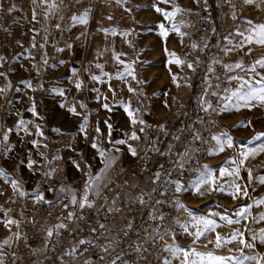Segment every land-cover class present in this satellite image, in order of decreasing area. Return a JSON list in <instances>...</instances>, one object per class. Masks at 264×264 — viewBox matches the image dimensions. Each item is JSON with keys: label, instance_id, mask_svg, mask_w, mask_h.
Masks as SVG:
<instances>
[{"label": "rangeland", "instance_id": "1", "mask_svg": "<svg viewBox=\"0 0 264 264\" xmlns=\"http://www.w3.org/2000/svg\"><path fill=\"white\" fill-rule=\"evenodd\" d=\"M133 1V14L136 19L133 27L107 26L87 30L85 23H80L76 27L73 39L64 42L61 38L53 35L51 23L59 0H0V6H2L0 7V57L3 58L0 60V73L6 74L0 76V89H4L3 92H0V147L7 142L3 140V133L9 129L8 125L13 126L12 131L9 132V139L17 135L22 137L25 134L39 141L40 145L38 146L40 147L47 144L45 152L48 154L49 160L47 171L68 168L70 177L77 185V190L67 196L72 198L75 195L77 202H80L84 197V183L87 179L84 173L91 171L93 176L100 173L99 179L95 181L88 194V199L93 203L104 198L108 186L114 180L122 177L123 181L120 183L122 184L131 173L130 168L135 156L128 152L127 144L114 143L118 140H126L133 145L135 141L131 139V132L135 131L136 123H132V117H129L125 111L124 105H129L137 121L148 118L146 109L149 107L157 112L159 124L163 123L166 118L173 119L177 116L178 121L168 127L170 140L167 142L171 147L168 145L165 149L163 148L162 159L153 171L146 175L152 186L151 190L145 193V200L147 199L145 206L149 202L152 203L157 195L156 200L161 201V203L156 201L154 210L166 203L161 198L165 194V189L160 192L159 189L167 177L168 170L173 164L178 166L180 158L187 152L185 150L183 154V149L185 146L190 147V133L193 128L189 130L188 125L194 98H200L201 108V94L204 91L219 90L221 82H216V78L209 71L210 68L213 69V59L210 56L206 81H199L203 62L195 75L196 84L194 76L191 78L190 88L184 98H177L178 81L174 83L172 75L175 74L178 80L183 72V64H175L174 58H170L165 52V47H167L169 51H175L182 59L180 51L183 47V40L189 32L191 13L195 8L205 6V0H170L169 4L161 3L160 0ZM153 3H157L161 8L167 10H171L173 4H179L182 8L189 9L190 11L177 13L174 17V22L186 35L181 37L175 32L172 29V21L165 20L162 13L156 12L152 7ZM233 4L237 8L238 16H249V18L243 19L250 25L249 35H254L251 29L264 23V0H252L251 3H245L243 6L240 4V0H233ZM10 7H13L11 12L8 11ZM248 11L249 13H247ZM33 13H35V19H33ZM160 22H163L169 29L167 37H161L159 34L158 25ZM207 27H209V23ZM105 28L109 31H102ZM112 29H115V35ZM214 32L215 29L211 28L206 33L205 39L199 42L200 51L204 52L207 49ZM121 33L126 34L122 35ZM3 34L6 36L3 37ZM123 38L134 46V53L128 54L124 51L121 44ZM36 46H40L41 49L37 51ZM249 49H251L250 52ZM246 50L249 66L264 56V45L256 43L255 39L247 43ZM116 54H120L119 60L116 59ZM120 60L125 61V64H121ZM97 64L101 67L97 68ZM127 64L131 65L132 73L125 72L123 79L118 78L116 73L124 72ZM73 68L77 69L75 74L72 72ZM86 68L89 71H85ZM31 70H34L33 74H30ZM251 70L255 71V74L247 76L234 88H239L240 92L245 95L252 89L264 88V66L256 65L255 69ZM104 73L111 74V79ZM92 75L100 76V80L91 79ZM77 78L83 81L79 90L75 87ZM28 82H31V87H28ZM194 85L195 87H193ZM129 87L140 96L143 101L142 107L130 104L129 93L132 91H129ZM124 88L127 91L122 94ZM53 89H63L64 95L62 96L59 91H53ZM188 96L189 99L186 100ZM105 97H107L106 100ZM81 101L87 105L86 108L80 107ZM33 102L39 113L38 116L31 111ZM104 103L109 105L108 109L102 107ZM247 103H251L253 106H245ZM71 105L76 106L79 114L69 111ZM173 110L176 112L174 115L171 114ZM84 116H87L88 119L85 131L81 132V125L85 124ZM223 119L227 124V130L224 133L232 137V146L225 145L223 151H218L217 143L205 165L207 168L204 167L201 174L211 169L218 178L217 186L226 182L225 190H209L205 191L204 195H200L196 191L195 185L201 174L185 184L179 179H168V184L176 180L181 183L182 190L180 192H176L174 189L173 206L183 210L185 221L171 235L167 236L165 245L170 247H165L161 264H165V260L169 264H181L184 259L182 253L173 256L171 246L185 249L195 247L198 251H212L216 255L228 257L229 264H236V261L231 260L233 256L238 260H244L246 256L264 255V242L259 239L261 230H264V220L260 218L261 213H264V204L254 203V201L264 198V182L260 179V177H264V151H260L261 145H264V135H260V133H264V103L256 99L246 101L238 96H232ZM20 120H24L26 125L18 124ZM105 121L112 126L111 142L108 138L109 129ZM37 124L43 131V136L36 134ZM25 126L28 131L24 130ZM97 126L100 128L99 133L96 132ZM57 128L60 129L59 132L54 131ZM222 138L226 139V137ZM62 140L68 141L69 144L61 143ZM93 140L96 141L98 147L107 150L106 156L116 157L111 166L106 167L105 158L99 155L97 148L92 147ZM175 148L177 150L181 148V150L177 153ZM251 150H255L254 154ZM241 152H250V155L245 158L241 156ZM192 153L193 150H191ZM3 155L0 150V168H3ZM53 157H58V159H53ZM241 159L244 160L243 164H240ZM58 160L63 161L62 166L55 165ZM73 160L80 164V169L74 166ZM221 167L229 170L235 167L240 168L237 182L242 188H246L247 196L237 193L235 198L233 197L231 182L234 177L227 174L220 177ZM249 169H251V178H249ZM157 171L160 172V178L154 180ZM69 178L65 179L66 183ZM5 181L6 178L0 176V184ZM205 187L207 186H202L201 191H204ZM19 199L13 200L6 194H0V262L2 264H9L10 245L16 239L11 231L15 225L6 227L3 221L9 217L20 220V211L9 210L10 204L21 205ZM244 205H251V208L245 211L247 219L240 218L239 224H228L226 221L220 220V215L225 214L236 219L237 213ZM190 212L196 216H209L219 225L215 231L206 232L194 244L196 226L191 223ZM7 213H9L8 216ZM185 224L188 226V232L184 231L183 225ZM233 229L243 232L245 240L254 244V247L249 248L240 244L239 238H237V240L223 244L220 248H215V233L220 232L222 236H229ZM253 234L257 239H252ZM54 235V231L53 235H47L48 241L53 239ZM6 238L9 242L4 244L3 241ZM209 241H213V243H208ZM113 254L105 263H110L114 258ZM189 258L191 259V257ZM244 264H255V262L244 260Z\"/></svg>", "mask_w": 264, "mask_h": 264}, {"label": "built area", "instance_id": "2", "mask_svg": "<svg viewBox=\"0 0 264 264\" xmlns=\"http://www.w3.org/2000/svg\"><path fill=\"white\" fill-rule=\"evenodd\" d=\"M240 4L243 6L244 0H240ZM133 6V0H119V2L118 0H59L51 20L53 35L61 38L64 42L72 40L76 27L81 22L79 20L73 21L71 18L74 14L77 17H82L86 10L88 13L85 23L87 30L107 26L133 27L136 21ZM109 16L112 19H109ZM243 18H249V16H238L233 0H215V4L212 3V0H205V6H199L191 13L189 32L183 40L180 55L186 62H191L193 68H188L187 63L183 64V72L177 80V98H184L190 88L191 78L197 75L211 43L214 44L211 51L213 69L210 73L216 78V82H221V87L219 90L204 91L201 94L202 105L198 119L190 133V147L185 146L183 149L187 152L193 150V153L190 159L183 164V167L173 166L171 168L168 179H179L185 184L190 179L200 176L217 144L213 136L222 134L227 130L223 116L231 99L225 105V97H232V90L241 82L237 79L229 80L228 77L243 76L246 78L255 74V71L249 68L247 43L244 42L249 35L250 25ZM208 23L209 27H207ZM57 24L60 27H56ZM211 28H214L215 32L209 46L204 52L200 51L199 42L205 39L206 33ZM218 33V37L214 40ZM2 36L5 37L6 35L3 34ZM193 43L197 45L196 48L192 47ZM121 44L126 53H134V46L125 38L121 39ZM226 48L231 49V51L226 53ZM40 49V46H36L37 51ZM237 61H243L244 67L226 69L223 66ZM33 73L34 70H31L30 74ZM195 81L196 76L194 83ZM126 91L127 89L124 88L122 94H125ZM202 100L208 101L211 108L205 110L207 105L202 103ZM129 102L136 107L143 105L140 96L133 91L129 93ZM175 113L174 110L171 112L172 115ZM146 116L148 118L144 120V124H140L139 121L135 124V131L139 139L134 141L133 146L137 149L138 154L130 168L131 173L140 176L149 175L158 165L163 157V148L165 149L169 145L167 142L169 141L168 127L173 126L178 121L177 116L173 119L166 118L161 123L164 128H160L159 125L161 124L157 122V112L153 108L146 109ZM8 128L13 129V126L8 125ZM141 128L144 129L143 132L140 131ZM197 135L200 139L195 138ZM61 143L69 144L65 140H62ZM55 165L62 166L63 161L58 160ZM131 173L125 180H128ZM122 179L119 177L108 186L106 193L110 200H115L120 196ZM168 179L161 188V190L165 189V194L161 196L166 202L165 205L158 206L153 210L157 201L155 200L150 212L144 216L141 214L145 203L128 210L122 216V222L127 226L126 232L120 236L112 249L111 235L114 231L111 224L114 219L107 202L97 209L88 205L81 208L80 203L72 204L68 196H62L50 202L35 200L29 194L20 195L19 189L14 190L6 179L4 183L0 184V192L10 198L23 196L21 208L25 210L26 214V221L23 225H15L11 228L13 233L19 232L20 235L16 236L15 241L10 245L8 263L84 264V261L87 260L89 263L104 264L118 250V254L109 264H112L113 261L115 264H161L167 236L171 235L185 221L183 210L173 206L175 185L172 182L168 184ZM52 184L53 179L51 178L45 183L46 187H50ZM19 207L17 204H10L9 210L17 211ZM69 213H72L71 218H69ZM161 214L163 219L160 218ZM8 215L9 213H7ZM153 216L156 218L153 219ZM48 224L55 234L51 241H48L45 231ZM60 224L66 225V227L57 228L56 226ZM129 224L131 227L128 226ZM129 236L130 239L122 245L124 237ZM80 240H84L85 243L79 244ZM137 245L140 246L139 249ZM73 247L76 248V254L68 255L67 253ZM110 250L111 252L104 257L105 252ZM101 259L102 261H100Z\"/></svg>", "mask_w": 264, "mask_h": 264}, {"label": "snow or ice", "instance_id": "3", "mask_svg": "<svg viewBox=\"0 0 264 264\" xmlns=\"http://www.w3.org/2000/svg\"><path fill=\"white\" fill-rule=\"evenodd\" d=\"M119 2V0H118ZM161 3L164 4H169L170 0H160ZM252 0H245V3H251ZM2 7V6H0ZM14 7V6H13ZM13 7H10L8 9L9 12H11L13 10ZM152 7L155 9L156 12L158 13H162L163 17L165 18V20L168 21H172V29L177 32L181 37H183L184 35H186L185 33L180 31V27L174 22V17L176 16L177 13H181L184 11H190L189 9H184L182 8L179 4H173L171 7V10H167L165 8H161L157 3H153ZM129 11H131L130 9H128ZM87 10L85 11L84 15L82 17H77L75 14L72 16V20L73 21H77L79 20L81 23H86L87 22ZM109 19H112L111 16L108 17ZM33 19H35V13H33ZM249 23H251L249 21ZM56 27H60L59 24L56 25ZM159 34L161 35V37H167L168 35V31L169 29L165 26V24L163 22H160L159 25ZM102 31L104 32H108L109 29L105 28L102 29ZM113 34L115 35V29H112ZM251 32L254 34H250L247 36V38L245 39V43H249L251 42L253 39H255L256 43L258 44H262L264 45V23L258 24L255 27H253L251 29ZM122 35L126 34V33H121ZM243 35V34H241ZM182 42V41H181ZM242 46V45H241ZM193 48H196L197 45L195 43L192 44ZM228 51H231V49L226 48L225 52L227 53ZM251 51V49H249V52ZM165 52L167 53V55L170 58H174V62L177 65H182L187 63V67L188 68H193V65L191 62H186L185 60H182L175 51H169L167 49V47H165ZM119 55L120 54H116V59L119 60ZM3 58L0 57V60H2ZM121 64H125V61L120 60L119 61ZM61 63H63V61H61ZM256 65H261L264 66V56L260 57L259 59L255 60L252 65L249 66L250 70L251 69H255ZM224 68L226 69H232V68H243L244 64L243 61H237L234 64H224L223 65ZM97 68H100L101 65L97 64L96 65ZM85 71H89L87 68L85 69ZM209 71H212V69L210 68ZM72 72L75 74L77 72V69L73 68ZM128 72L129 74L132 73V68L130 64H127L124 72H118L116 73L118 78L123 79L124 73ZM6 75L5 73H0V76ZM104 75H107L109 77V79H111V74L108 73H104ZM91 79L93 80H100V76L97 75H92ZM229 80L231 79H237L240 80L241 82L244 81V77L243 76H238V77H228ZM172 80L175 83L177 81V77L175 74L172 75ZM83 81L80 80L79 78H77L75 80V87L77 90L81 89ZM10 86V85H9ZM31 82H28V87H31ZM42 87V85H41ZM109 87L111 88V85L109 84ZM4 89H0V92H3ZM53 91H59L60 94L63 96L64 95V90L63 89H53ZM129 91H135L134 89H132L131 87H129ZM232 96H238L240 99L242 100H246V101H250L252 99H256L259 100L261 103H264V88H261L259 90L257 89H252L250 91V93H248L247 95L243 94L240 92V89H233L232 90ZM232 97L231 96H226L225 97V105H227V101L230 100ZM97 99H99V97H97ZM107 99V97H105V100ZM202 103L207 105V108L205 110H208L211 108V104L206 101V100H202ZM245 106L247 107H252L253 105L251 103H247ZM80 107L81 108H86L87 105L84 104L82 101L80 102ZM102 107H104L105 109L109 108V105L107 103H104L102 105ZM125 107V111L128 113L129 117H132V123L135 124L137 122V118L133 116V111L130 109L128 104L124 105ZM31 111L33 112L34 115H39V113L36 111V106L35 103L33 102ZM69 111L74 113V114H79L77 113V108L75 105H71L69 107ZM88 117L84 116V121L85 124L81 125L80 131L84 132L85 131V127H86V121H87ZM105 123L107 124V121H105ZM140 124H144L145 121L143 119L139 120ZM18 124L20 125H26V122L24 120H20L18 121ZM107 127L109 129V141L111 142V124H107ZM160 128H164V125H159ZM25 131H28L27 127L25 126ZM12 129L9 128L6 131H4L3 133V140L4 141H8L9 139V132H11ZM54 131L59 132L60 129H54ZM141 132L144 131L143 128L140 129ZM96 132H100V128L97 126L96 128ZM36 134L43 136L44 133L43 131L40 129V126L37 124L36 125ZM85 135H87V133H85ZM260 135H264V133H260ZM222 137H226V139L222 138ZM196 139H200L199 135H197L195 137ZM131 139L133 140H138L139 136L137 135L136 131H132L131 132ZM178 139V137H177ZM213 139H215L218 143V151H223L225 145L227 146H232V137L230 135H227L226 133H222L219 135H214ZM31 143L33 145H38L40 142L33 139L31 141ZM114 143L116 144H127V150L128 152L132 155V156H136L137 153V149L131 144L128 143L126 140H118L115 141ZM11 145L8 146V148H10ZM45 148L48 147L47 144L44 145ZM92 147L93 148H97L98 153L101 157L105 158L106 160V167L111 166L114 162L116 157L115 156H106V149L104 148H100L98 147L97 143L95 140H93L92 142ZM169 147H171L169 145ZM8 149L6 148L5 151H7ZM116 151L118 152L119 149L117 148ZM252 154H254L255 150H251ZM260 151H264V145H261L260 147ZM41 157H45V153L44 152H39L38 153ZM250 155V152H241V156L242 157H247ZM46 159V157H45ZM53 159H58V157H53ZM23 163V161H22ZM37 162L31 158H29L27 160V165L29 168H32ZM72 163L74 164V166L77 169H80V164L73 160ZM233 163H235V161H233ZM244 160L241 159L240 160V164H243ZM89 169L91 168V166H88ZM180 167H183V165L181 164ZM207 168V166H205ZM55 171V169H52L49 172H46L44 175L50 176L52 175V173ZM103 171V169L101 170V172ZM249 171V178H251V169L248 170ZM225 174L234 177V179L231 182V188L233 189L232 195L235 198V195L237 193H242L243 195L247 196V190L246 188H242L240 183L237 182V179L239 178V174H240V168L239 167H235L231 170L226 169L221 167L220 168V177H224ZM10 174L7 173L3 168H0V176H9ZM85 176H87V179L85 180L84 183V197L83 199L80 201V207L83 208L85 207V205L91 206L92 201H90L88 199V194H89V190L94 186L95 181L99 179L100 177V173H96L95 176H93V174L91 173V171L85 172L84 173ZM160 178V172L157 171L154 175V180H158ZM217 177L213 174L211 169H208L207 171L203 172L201 174V177L199 179V181L197 182V184L195 185L196 191L200 194V195H204L205 191H209V190H216V191H223L225 190V183L226 182H222L217 186ZM261 181L264 182V177H260ZM172 183H174L175 185V191L176 192H180L182 190V186L179 180L173 181ZM11 186L14 190L19 189V194L20 195H26V193L23 191V189L20 188L19 182L16 179H12L11 180ZM202 186H207L204 188V191H201ZM63 191V188L61 189ZM153 191H155V189H153ZM0 194H3L2 192H0ZM35 199L39 200L42 199V194L35 197ZM139 202L141 204L145 203L144 199H143V194H141L138 198ZM72 203L75 204L77 203V197L75 195H73L72 197ZM157 203H161V201H157ZM254 203L256 204H264V198H260L256 201H254ZM178 206H182V205H178ZM65 207H67V205H65ZM251 205H244L240 208L239 212L237 213V218L233 219V217L229 216V215H220V220L222 221H226L228 224H239L240 223V218L243 219H247V216L245 215V211L246 209H250ZM112 209H109V211H111ZM189 215L191 216V223L193 225L196 226V230L194 233V240H193V244L196 243L197 241H199V239L205 235L206 232L209 231H215V229L219 226L218 222L214 219H212L209 216H204V215H200V216H196L194 214H192L191 212L189 213ZM72 213H69V218H71ZM156 217L153 216V219H155ZM161 219H163V215L161 214L160 216ZM260 218L262 220H264V213H261ZM4 225L6 227H10L11 225H19V221L15 220L11 217L5 219L3 221ZM129 227H131V224L128 225ZM57 228L60 227H66V225L60 224L56 226ZM101 227H104L103 225H101ZM184 231L188 232V226L187 224L183 225ZM93 231H95V229H92ZM15 236H19L20 233L16 232L14 233ZM47 235L51 236L53 235V229L49 228L47 230ZM237 238H239V243L242 245H246L247 247L251 248L254 247V244L248 242L247 240H245L244 238V233L239 231L238 229H233L231 235L229 236H222V234L220 232H216L215 233V237H214V246L215 248H220L223 244L237 240ZM252 239L255 240L257 239L256 235L253 234ZM259 239L264 242V230H261ZM9 242V240L6 238L3 243L7 244ZM79 244H84L85 241L84 240H80L78 242ZM208 243H213V241H209ZM103 247V246H101ZM139 245H137V248L139 249ZM166 248L170 247L169 245H165ZM172 247V255L173 256H177L178 254L182 253L184 259L181 261V264H229V258L223 255H216L214 254V252L212 251H198L195 247H192L190 249H185V248H181L179 246H171ZM206 247V245H205ZM68 255H75L76 254V248L73 247L72 250L67 253ZM191 257V259L189 258ZM231 260L236 261V264H244V260H251L254 261L255 264H264V255H253V256H246L244 257V260H238L235 256L231 257ZM0 264H2V262H0ZM84 264H89V261L85 260ZM112 264H115V261L112 262ZM165 264H169V262L167 260H165Z\"/></svg>", "mask_w": 264, "mask_h": 264}, {"label": "crops", "instance_id": "4", "mask_svg": "<svg viewBox=\"0 0 264 264\" xmlns=\"http://www.w3.org/2000/svg\"><path fill=\"white\" fill-rule=\"evenodd\" d=\"M33 139L35 138H32L29 135L26 136L24 134L22 135V137L17 135L11 137L5 144L0 147V150L4 154L2 158L3 169L10 174L6 178L7 181L11 184V180L16 179L19 182L20 188L23 189L26 195L29 194L33 199H35V197L42 194V199L39 200L45 202H50L59 197L67 196L68 194L71 195L72 193L76 192L77 185H75L72 177H70L68 168H59L58 170L55 169L52 175L47 177L44 175L46 172L51 171H47V163L49 161L48 154H45V159V157H41L38 153H45L47 150L44 146H38L40 144L33 145L31 143ZM9 145H11L10 148H8ZM6 148L8 149L7 151H5ZM190 157L191 152H186L180 158L178 166L180 167L181 164H185L190 159ZM29 158L37 162L32 168H29L27 165V160ZM50 178L53 179V184L50 187H46L45 183ZM66 178H69L68 183H66ZM151 186L152 185L150 184L149 177H147L146 175L140 176L138 174L131 173L128 180H125L121 184L122 190L118 198H116L115 200H110V197L105 194L104 198H100L91 204V206L99 209L102 204L107 202L109 208L112 209L111 212L113 214L114 221L111 224V228L114 232L111 235V249L120 238V236L126 232L127 226L122 222V216L128 210L141 205V203L137 199L141 194H143V199L146 202L145 193L151 190ZM62 188L63 191L61 190ZM59 192L67 194H61ZM18 198H20L19 200L22 204L23 196ZM18 198H13V200H16ZM69 198L70 200L72 199L70 196ZM79 203L80 202H77L76 204ZM18 211L21 212L19 225H23L26 221L25 210L21 208L20 205ZM49 227L50 224L45 227L46 233ZM108 253L109 251L105 252L104 257L108 255ZM100 261H102V259Z\"/></svg>", "mask_w": 264, "mask_h": 264}, {"label": "bare ground", "instance_id": "5", "mask_svg": "<svg viewBox=\"0 0 264 264\" xmlns=\"http://www.w3.org/2000/svg\"><path fill=\"white\" fill-rule=\"evenodd\" d=\"M213 3L215 4V0H213ZM217 19H218V17H217ZM218 35H219V33L216 35V37H215V39L214 40H216V38L218 37ZM213 44L214 43H211V46L208 48V51H207V55L205 56L206 57V59H205V61H204V63L202 64V66H201V73H200V77H199V81L200 82H205L206 81V71H207V68H208V64H209V59H210V56H211V51H212V49H213ZM211 59H212V57H211ZM210 59V60H211ZM198 80V79H197ZM196 84V83H195ZM194 87H195V85H194ZM202 88V87H201ZM196 92H197V90H196ZM200 94V93H199ZM199 111H200V98H198V97H195L194 98V100H193V103H192V108H191V118H190V121H189V125H188V129L189 130H191L193 127H194V124H195V121H197V119H198V115H199ZM187 134V133H186ZM185 134V135H186ZM177 146V145H176ZM175 146V147H176ZM178 147H179V145H178ZM176 149V148H175ZM177 150V149H176ZM181 150V148H179L178 150H177V153L179 152ZM170 157H171V155H170ZM173 157V156H172ZM172 160H174V159H172ZM168 162V161H167ZM174 163V162H173ZM168 166H169V164H167ZM167 166V167H168ZM173 166H174V164H173ZM172 166V167H173ZM171 167V168H172ZM171 168L168 170V173H167V177H166V179H165V181L163 182V184L161 185V187H160V189H159V192H160V190H161V188L164 186V184H165V182H166V180L168 179V175H169V171L171 170ZM167 170V169H166ZM164 180V179H163ZM158 192V193H159ZM155 196V195H154ZM157 197H158V195H157ZM157 197L154 199V201L157 199ZM154 201L151 203V202H149L146 206H145V208L143 209V211H142V214H141V216H144L145 214H147V213H149L150 212V210H151V208H152V204L154 203ZM146 204V203H145ZM130 239V236L129 237H126V239L123 241V243H122V245H124L128 240ZM118 250L113 254V256H115V255H117L118 254ZM108 262V261H107ZM111 262V261H110ZM105 264H108V263H105Z\"/></svg>", "mask_w": 264, "mask_h": 264}]
</instances>
